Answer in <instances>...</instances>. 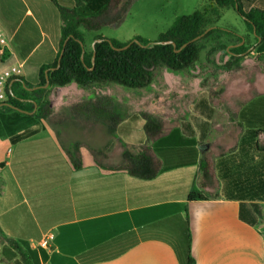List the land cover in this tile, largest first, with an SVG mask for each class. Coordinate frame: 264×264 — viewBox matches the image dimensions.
<instances>
[{
    "label": "crops",
    "instance_id": "1",
    "mask_svg": "<svg viewBox=\"0 0 264 264\" xmlns=\"http://www.w3.org/2000/svg\"><path fill=\"white\" fill-rule=\"evenodd\" d=\"M108 1L0 0V76L20 75L35 88L39 70L59 57V7L91 14ZM239 2L244 12H264V0ZM234 33L254 40L248 27ZM253 49L264 58V38ZM241 68L213 73L221 88L211 93L203 76L180 77L185 85L177 94L191 109L171 108L162 117L147 112L164 123L163 134L149 144L161 169L148 181L99 168L87 147L75 170L62 148L84 140L105 150L107 164L118 165L117 143L136 152L147 141L144 122L130 123L143 112L126 116L111 142L94 145L89 141L103 138L100 125L76 139L65 125L57 129L0 110V251L17 255L8 260L1 254L0 264H187L188 257L194 264H264V90L241 80ZM79 89L74 83L53 88V114L62 100L67 108L81 102ZM225 95L233 103L223 105ZM203 158L213 163L216 195L189 202L190 191L200 190ZM45 238L47 250L39 245Z\"/></svg>",
    "mask_w": 264,
    "mask_h": 264
},
{
    "label": "trees",
    "instance_id": "2",
    "mask_svg": "<svg viewBox=\"0 0 264 264\" xmlns=\"http://www.w3.org/2000/svg\"><path fill=\"white\" fill-rule=\"evenodd\" d=\"M49 1L56 4L55 0ZM135 1L109 0L100 10L91 14L59 7L61 39L58 59L39 70V82L35 88L27 85L20 75L0 76V110H19L52 125L53 113L49 95L53 88L74 83L82 89L117 84L132 90H141L153 83L155 73L160 69L191 71L200 63L201 54L208 45L211 44V49L207 53H212L218 46L223 47L220 43L223 36L235 40L233 48L228 51L232 59V62L227 63V68H230L233 61L239 62L249 48L246 41L243 42V37L237 36L233 31L216 27L221 9H232L237 13L253 34L255 45H259L264 38L263 11L244 12L239 0H207V8L178 18L157 41L134 38L119 42L97 35L93 37L94 42H100H96L87 51L83 31L92 33L104 27L117 28L125 20ZM47 80L49 85L45 87ZM67 111L68 119L61 123L72 121L87 128L100 125L109 137H115L117 128L126 117L120 105L109 95H97L93 99L83 100L68 107ZM139 116L144 121L143 131L147 141L138 151L124 146L120 163L110 166L107 164L108 155L101 149H94L78 141L68 146L62 145L73 168H82L81 148L87 147L101 169L125 171L129 176L145 181L154 179L161 169V163L149 144L163 134L164 123L145 112ZM29 135L31 133L19 135L17 138L21 140ZM216 187L213 163L208 158H203L198 179L200 190H191L188 201L206 200L208 195L205 191L214 190ZM1 254L8 260L17 257L12 251L8 253L6 247L0 251ZM42 257L46 258L44 252ZM22 259L25 263L29 262L23 256ZM15 263L22 264L18 260ZM187 264H194V261L188 257Z\"/></svg>",
    "mask_w": 264,
    "mask_h": 264
},
{
    "label": "rangeland",
    "instance_id": "3",
    "mask_svg": "<svg viewBox=\"0 0 264 264\" xmlns=\"http://www.w3.org/2000/svg\"><path fill=\"white\" fill-rule=\"evenodd\" d=\"M208 6L209 3L207 0H136L125 20L117 28L104 27L97 32L85 33L86 49L87 51H90L94 42L93 37L95 35H102L104 38L117 40L119 42L131 41L134 38H140L149 42L157 41L168 32L178 18L191 15L196 11H202ZM218 15L219 18L215 24L216 27L228 31H234L236 33H246L247 25L232 9H221L219 10ZM245 40L249 48L248 51L239 61L240 63L233 61V65L228 69L226 68L228 64L225 63L232 62V59H230L231 53L229 54L228 51L231 49L230 47L232 44L235 43V40L232 37L228 38L227 36H223L220 41L223 47L218 46L212 53H207L211 49V44L208 45L201 54L198 67H195L191 71L174 72L163 68L156 71L153 83L144 89L132 90L117 84H108L90 90L79 89V96H76L75 99L76 101H82L85 99H92L99 94L109 95L120 105L125 116L132 115L134 112L147 113L149 111L160 117L165 115L169 116L167 114L171 112V108H181L184 109V112L186 113L191 108L187 107V105L182 102L181 95L177 94V91L181 86L185 85V83L181 82L182 79H180V77L183 78L184 76L189 75L203 76L205 78L203 85L206 89H209L211 93V88H214V90L216 89V91L221 88L220 81L217 77H215L214 81L212 80V77L214 76L213 73L216 74L218 70H228V72L237 70L239 64L242 65V68L238 71V77H241V80L246 81L247 85L250 83L251 89L257 87L260 90H264V58L253 49L255 44L253 39L248 37ZM211 60H219V65L215 63V65L211 64ZM207 61L210 63L208 64ZM200 64H203L205 67L203 66L202 68V65ZM186 85L189 87L188 83ZM239 90L232 93L235 95ZM242 90L243 89L241 88V91ZM211 97L214 100H217L216 95H212ZM224 98L223 105L227 106L228 104L233 103L232 95H225ZM65 102L66 100H62L60 103L54 105V112L56 115L52 114L53 117H51V124L57 129L62 125L70 127L71 130L68 131L69 133L67 132V135L71 134L73 135V138L76 139H84L86 137L85 135L92 134L91 130H83L91 129L92 127L87 128L72 121L61 123L64 119H68L69 116L67 111L68 108L63 104ZM135 122L143 123L144 121L141 118H138L137 121L135 119H133V122L132 120L130 121V123ZM101 136L103 138L96 136L90 140L89 143H93L94 145H105L107 141L111 142L114 138L107 136L104 131ZM67 138L73 140V138ZM83 141L84 140L78 142L84 143ZM119 145L120 143L116 144L118 149H120L121 155L124 146L122 144ZM103 151L105 152V150ZM214 191H216V189L206 190L205 194H207L208 197H213L216 195Z\"/></svg>",
    "mask_w": 264,
    "mask_h": 264
},
{
    "label": "built area",
    "instance_id": "4",
    "mask_svg": "<svg viewBox=\"0 0 264 264\" xmlns=\"http://www.w3.org/2000/svg\"><path fill=\"white\" fill-rule=\"evenodd\" d=\"M47 242H48V238H45L42 242H40V248H43V249H46L47 250V248H48V244H47Z\"/></svg>",
    "mask_w": 264,
    "mask_h": 264
},
{
    "label": "water",
    "instance_id": "5",
    "mask_svg": "<svg viewBox=\"0 0 264 264\" xmlns=\"http://www.w3.org/2000/svg\"><path fill=\"white\" fill-rule=\"evenodd\" d=\"M96 42H100V40H96L95 42H93V44H92V47H94V44L96 43ZM95 56V53L93 54V57ZM48 85H49V81L47 80V83H46V86L45 87H48ZM31 90H33V89H31ZM18 112H22V111H19V110H17Z\"/></svg>",
    "mask_w": 264,
    "mask_h": 264
}]
</instances>
